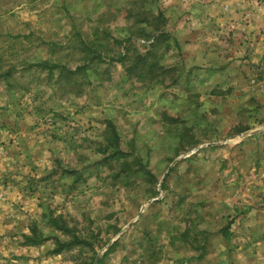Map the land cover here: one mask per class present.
Segmentation results:
<instances>
[{"label": "rangeland", "instance_id": "rangeland-1", "mask_svg": "<svg viewBox=\"0 0 264 264\" xmlns=\"http://www.w3.org/2000/svg\"><path fill=\"white\" fill-rule=\"evenodd\" d=\"M261 133L264 0H0V264H264Z\"/></svg>", "mask_w": 264, "mask_h": 264}, {"label": "crops", "instance_id": "crops-1", "mask_svg": "<svg viewBox=\"0 0 264 264\" xmlns=\"http://www.w3.org/2000/svg\"><path fill=\"white\" fill-rule=\"evenodd\" d=\"M263 138H264V133L255 134L253 136V138L251 137L250 140H252V142H254L255 151L263 149V144H262L263 143ZM252 154H253V151L252 152L250 151V156H252ZM249 171H252V169L251 170L249 169ZM255 177H256V175H254V177L253 176L251 177V178H253V182H256V178ZM239 197L240 196L235 197L236 201H237V199L239 200ZM257 198L253 197L252 195L248 197V199H249L248 202L250 201L249 203H251V204H248L246 206H247L248 210H253V212L251 214L252 217L255 214L257 215V212H258V214H264V208H258L256 206V204L258 202ZM237 204H242V202L238 201V202H236V205ZM254 207H257V209H255ZM242 225H243L244 234H246V233L247 234L251 233L253 235L256 234V237L258 238V242L259 243L264 242V219L263 220H258V219H256V220H246V221L243 222Z\"/></svg>", "mask_w": 264, "mask_h": 264}, {"label": "trees", "instance_id": "trees-1", "mask_svg": "<svg viewBox=\"0 0 264 264\" xmlns=\"http://www.w3.org/2000/svg\"><path fill=\"white\" fill-rule=\"evenodd\" d=\"M33 66H40V67H43L45 69H47L50 73L53 72V70L55 68H60V67H63L62 65H59V64H52L48 61H39V62H33V64H31ZM6 74V73H5ZM4 74V75H5ZM248 212V210L246 211V213ZM25 238L28 240V241H31L33 244H40L44 241V239L42 238H39V237H35V236H29V235H25ZM80 238H77L76 237V240L78 241ZM73 241H70L68 242V244H71ZM61 243V242H60ZM62 246L64 245H67L65 244L64 242L61 243Z\"/></svg>", "mask_w": 264, "mask_h": 264}, {"label": "water", "instance_id": "water-1", "mask_svg": "<svg viewBox=\"0 0 264 264\" xmlns=\"http://www.w3.org/2000/svg\"><path fill=\"white\" fill-rule=\"evenodd\" d=\"M247 135H248V134H247ZM98 260H99V256H98V258H97V260H96V263H95V264H97Z\"/></svg>", "mask_w": 264, "mask_h": 264}]
</instances>
